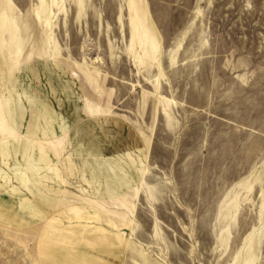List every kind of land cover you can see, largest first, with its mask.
I'll list each match as a JSON object with an SVG mask.
<instances>
[{
  "label": "rangeland",
  "instance_id": "rangeland-1",
  "mask_svg": "<svg viewBox=\"0 0 264 264\" xmlns=\"http://www.w3.org/2000/svg\"><path fill=\"white\" fill-rule=\"evenodd\" d=\"M0 264H264V0H0Z\"/></svg>",
  "mask_w": 264,
  "mask_h": 264
}]
</instances>
